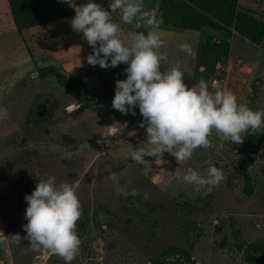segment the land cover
<instances>
[{"label":"rangeland","instance_id":"obj_1","mask_svg":"<svg viewBox=\"0 0 264 264\" xmlns=\"http://www.w3.org/2000/svg\"><path fill=\"white\" fill-rule=\"evenodd\" d=\"M79 2L82 5L86 0ZM97 2L106 8L109 0ZM144 2L146 9L157 13L160 0ZM240 11L264 20V0H240ZM112 15L118 20V13ZM70 21L33 27L20 35L8 1L0 0V264H65L52 250L33 248L24 239V197L48 175H54L57 183L73 184L81 205L79 219L87 221L71 264H157L169 246L188 250L194 264H250L236 249L234 233L241 232L247 242H264V137L258 147H253L223 141L213 130L209 143L195 149L181 165L171 153L161 152L145 157L152 164L142 168L131 160L140 146L151 151L152 146L144 145L145 129L139 127L142 117L138 109L135 116L115 110L113 96L90 109L74 107L77 124L88 125L76 135L78 142L65 144L58 139L62 129L73 128L67 115L62 129H54L55 125L52 128L44 117L47 120L43 126L54 129L53 137L32 123L38 109L47 112L57 103H75L72 92L54 79L39 78L38 68L76 62L79 67L63 71L82 78L96 95L105 89L115 93V81L126 78V64L104 69L87 63V48L91 50V46L82 34L73 31ZM123 27L125 32L133 28ZM159 35L165 44L160 51L167 54L161 62L162 70L179 64L189 86L198 83L192 74L206 42H229L233 56L228 65L242 67L227 80L223 66L209 87L215 81L253 110L264 109V44L259 47L235 31L211 28L202 32L159 28ZM181 42L190 43L195 55L181 51L177 47ZM114 120H126L129 126L114 136L106 128ZM257 131L264 134V129ZM210 165L223 171L218 186L197 190L177 178L178 172L189 167L203 175ZM113 173L117 174L116 180L112 179ZM246 173L252 176L251 195L246 192ZM117 187L128 193L135 189L138 194L123 195ZM128 199V205L138 207L141 213L148 211V203H163L165 207L154 211L152 220H148L130 216L124 210ZM186 222L196 225L199 236L188 231ZM151 231L156 234L153 236ZM12 234H19L21 241L10 240ZM253 264H264V257Z\"/></svg>","mask_w":264,"mask_h":264},{"label":"clouds","instance_id":"obj_2","mask_svg":"<svg viewBox=\"0 0 264 264\" xmlns=\"http://www.w3.org/2000/svg\"><path fill=\"white\" fill-rule=\"evenodd\" d=\"M118 13V20L113 18ZM155 9H146L144 0H109L105 8L97 0H86L75 8L70 24L73 31L82 34L91 46L86 61L91 66L115 68L126 64V78L115 81L112 107L122 115L139 114V127L145 129L151 151L141 146L132 155V163L142 168L151 167L145 157L161 152L171 153L181 165L190 159L195 149L209 143V134L215 130L223 141L240 144L242 133L264 129V109L253 110L238 101L230 89H224L213 81L200 78L189 86L179 64L168 69L161 67L167 58L160 38ZM124 25H132L125 32ZM177 47L190 56L195 52L188 42ZM71 111V108H69ZM129 126L128 121L114 120L106 128L116 136ZM133 135V132H129ZM177 178L199 190L202 186H218L223 180L222 169L210 165L205 174L189 167L177 173ZM117 179V174H112ZM123 195H137L117 187ZM147 197V194H145ZM27 207L23 225L24 239L31 247L41 246L61 256L65 264H71L80 246L76 222L81 215V205L72 183H57L54 175L39 179L31 194L24 197ZM10 240L19 243L21 236L12 234Z\"/></svg>","mask_w":264,"mask_h":264},{"label":"trees","instance_id":"obj_3","mask_svg":"<svg viewBox=\"0 0 264 264\" xmlns=\"http://www.w3.org/2000/svg\"><path fill=\"white\" fill-rule=\"evenodd\" d=\"M17 32L21 35L27 29L43 26L61 20L72 18L75 9L73 0H7ZM157 18L162 21L159 28L183 29L202 32L206 28L231 33L235 31L239 36L257 46L264 44V20L258 19L240 11V0H160ZM231 44L229 42H206L202 48L193 80L198 82L204 78L208 83L214 79L218 72V65L229 60ZM37 75L41 79H54L58 85L71 91L76 102L83 109H90L104 102L106 97L113 96L114 92L107 89L101 95H96L88 87L87 83L73 75H65L55 66L38 68ZM97 97H99L97 99ZM241 145L258 147L264 134L259 131L242 133ZM248 184L246 192L251 195L253 187L250 184L252 176L246 173ZM132 196V195H130ZM136 196V195H135ZM125 202L124 210L130 216H138L152 220L151 214L159 208H164L163 203L147 204L148 211L141 213L138 207L128 205ZM96 218V217H95ZM89 219V217L87 218ZM97 226L101 227L99 222ZM188 231L199 236L198 228L194 223L188 224ZM87 221L76 222V232L79 237L84 235ZM152 235L156 234L151 231ZM236 249L243 253L247 263L259 262L264 257V242H247L241 238V232L235 231ZM226 244V240L223 241ZM193 247V244H191ZM173 258V260L171 259ZM175 258V259H174ZM177 258V259H176ZM157 264H194L190 252L182 247H167Z\"/></svg>","mask_w":264,"mask_h":264},{"label":"flooded vegetation","instance_id":"obj_4","mask_svg":"<svg viewBox=\"0 0 264 264\" xmlns=\"http://www.w3.org/2000/svg\"><path fill=\"white\" fill-rule=\"evenodd\" d=\"M38 106V105H37ZM77 107L76 109H80L81 106L79 104L75 103L74 104H69V103H57L54 106H50L51 108L47 112H43L41 110H36V113L32 116L33 118V124L37 127L38 130L43 129L44 133L47 136L53 137V130L54 129H62L64 128L63 125L65 124L66 120L64 118L69 117L67 122L73 126L71 131L64 130L62 129L61 132H59V141L65 144H70L72 142H78L79 138L76 137V135L82 134V131L88 126L86 123L82 122V125H78V115L77 113H74L76 110L74 107ZM69 108H71V111H69ZM47 116L48 122L47 124L51 125L52 128H54L53 125H55L54 129L45 128L43 125H45V121L47 119H44V117ZM58 125V126H57ZM57 126V127H56ZM42 131V132H43Z\"/></svg>","mask_w":264,"mask_h":264},{"label":"crops","instance_id":"obj_5","mask_svg":"<svg viewBox=\"0 0 264 264\" xmlns=\"http://www.w3.org/2000/svg\"><path fill=\"white\" fill-rule=\"evenodd\" d=\"M72 6H73V8L75 9L76 7H79L80 6V2H79V0H73V2H72ZM73 18V17H72ZM72 18H68V19H65V20H61V21H68V20H71ZM58 22H60V21H58ZM55 23H57V22H55ZM51 24H54V23H51ZM48 25V24H47ZM43 26H45V25H43ZM36 27H38V26H36ZM16 28V27H15ZM27 30H30V29H27ZM27 30H25V31H27ZM24 31V32H25ZM23 32V33H24ZM19 34V33H18ZM22 35V34H21ZM246 41V40H245ZM248 41V40H247ZM249 42V41H248ZM251 43V42H250ZM82 44V43H81ZM83 44H85V43H83ZM257 46V45H256ZM86 48H87V46H85ZM260 47V46H259ZM87 50H88V52H90L91 50L89 49V48H87ZM232 56H233V49H232V47H231V55H230V58H229V60H227V61H225L226 63H220L219 65H218V69H220V68H222L223 66H225V72H226V77H227V80L231 77V74H234V73H236V71L239 69V68H241L242 67V65L240 66L239 65V67H237V66H234V67H237V68H234V67H230L229 65H228V63L230 62V59L232 58ZM239 59V58H238ZM237 59V60H238ZM241 59V58H240ZM239 61H241L242 63H243V59H241V60H239ZM51 66H54V65H51ZM55 67H57V66H55ZM77 67H79V65L75 62V63H68L67 65L66 64H59V66L57 67L62 73H64L65 75H73V76H76V77H78V78H80L79 76H77V75H75V74H67V73H65L64 71H63V69H66V70H69V69H73V68H77ZM36 75H37V73H36ZM255 76V75H254ZM192 77H193V74H192ZM80 79H82V78H80ZM83 80V79H82Z\"/></svg>","mask_w":264,"mask_h":264}]
</instances>
